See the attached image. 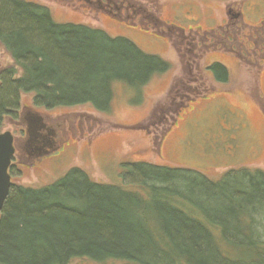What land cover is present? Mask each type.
<instances>
[{
    "label": "trees",
    "instance_id": "1",
    "mask_svg": "<svg viewBox=\"0 0 264 264\" xmlns=\"http://www.w3.org/2000/svg\"><path fill=\"white\" fill-rule=\"evenodd\" d=\"M0 45L13 61L0 68V134L7 119H20L24 94H33L35 108L108 111L116 82L140 87L168 69L127 39L58 24L24 0H0ZM212 68L227 80L224 66ZM125 175L147 193L96 182L80 168L39 189L12 183L0 214V264H180L181 257L184 264H264L263 169L230 170L214 181L138 163Z\"/></svg>",
    "mask_w": 264,
    "mask_h": 264
},
{
    "label": "rangeland",
    "instance_id": "2",
    "mask_svg": "<svg viewBox=\"0 0 264 264\" xmlns=\"http://www.w3.org/2000/svg\"><path fill=\"white\" fill-rule=\"evenodd\" d=\"M24 1L45 7L58 24L102 29L112 38L127 39L144 53L159 56L168 69L140 87L116 82L108 111L92 105L35 108L33 94H24L20 113L42 114L37 134L50 153L35 164L23 159L26 136L21 126L28 120L18 126L7 119L2 132H12L19 151L11 171L14 185L39 189L80 168L96 182L145 195L146 188L134 186L125 175L134 164L197 171L214 181L230 170H264V65L238 64L231 53L221 55L220 50L196 46L224 25L228 11L234 9L242 14L239 38L246 39L252 26L264 19V0H127L150 21L145 29L101 9L84 11L60 0ZM12 62L0 45V68ZM215 64L227 69V80L217 77ZM43 138L57 144L47 148L50 141L42 142ZM195 216L211 229L199 211ZM160 237L165 239V249L168 238L162 233ZM226 251L236 253L230 247ZM71 264L141 262L77 260Z\"/></svg>",
    "mask_w": 264,
    "mask_h": 264
},
{
    "label": "flooded vegetation",
    "instance_id": "3",
    "mask_svg": "<svg viewBox=\"0 0 264 264\" xmlns=\"http://www.w3.org/2000/svg\"><path fill=\"white\" fill-rule=\"evenodd\" d=\"M63 3H67L68 5L74 4L81 6V10L89 11L95 9H101L102 11L112 15L114 17L120 18L121 20H125L129 23L136 22L143 27V29L148 28L150 21L143 14H137L134 5L127 0H60ZM144 13V12H142ZM241 13L234 10H229L227 14V19L224 25L219 26L220 29H214L210 33L206 34V38H201L202 44L196 46H200L201 49H205L208 51L212 50H220L223 53H231L237 59V63L246 64L254 67H261L264 65V19L257 25H253L249 34L244 35L246 39L242 40L239 38V31L241 28L240 17ZM154 32H157L154 30ZM196 48L195 45L193 49ZM223 66V65H222ZM209 70V68H207ZM210 71V70H209ZM212 73V72H211ZM212 76L214 77L213 73ZM181 93V92H179ZM195 100V99H194ZM183 101H181L182 103ZM184 103V102H183ZM182 103V104H183ZM186 106V105H185ZM21 115L18 121L15 123L20 126L21 123ZM82 118V117H81ZM20 121V122H19ZM27 126V127H25ZM25 126H21L22 133L24 136L27 135L28 132V124ZM82 124L79 123V127ZM17 140V138L15 137ZM20 139H24L20 137ZM19 140V139H18ZM54 139H51L49 143H47V148H51V146L56 143L53 142ZM57 144V143H56ZM235 148L231 149L232 152H235ZM46 149V148H45ZM46 153H50V150H45ZM17 153H19L18 148L16 146V154L12 162V166L14 167V161L18 158ZM43 157V153L40 155H34L33 153L26 151L22 153V158L31 161L32 164H35L39 158ZM21 158V156H20Z\"/></svg>",
    "mask_w": 264,
    "mask_h": 264
},
{
    "label": "water",
    "instance_id": "4",
    "mask_svg": "<svg viewBox=\"0 0 264 264\" xmlns=\"http://www.w3.org/2000/svg\"><path fill=\"white\" fill-rule=\"evenodd\" d=\"M29 117L21 114V121L28 120V132L26 135L25 147L26 151L33 153L34 155H48L49 153L45 152V147L40 145L42 136L38 137L37 132L40 130L39 124L42 123V114L36 111L28 113ZM25 116V117H24ZM28 138V139H27ZM51 141L43 138L42 142ZM47 140V141H46ZM45 144V143H43ZM16 154V139L12 132L6 131L0 134V214L3 211L4 205L9 197L11 186H12V177L10 174V168L12 166L13 159Z\"/></svg>",
    "mask_w": 264,
    "mask_h": 264
}]
</instances>
